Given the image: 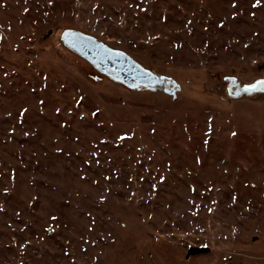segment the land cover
<instances>
[{
    "label": "rangeland",
    "instance_id": "obj_1",
    "mask_svg": "<svg viewBox=\"0 0 264 264\" xmlns=\"http://www.w3.org/2000/svg\"><path fill=\"white\" fill-rule=\"evenodd\" d=\"M0 0V264H264V0ZM72 29L180 87L131 91ZM203 250L188 255V252Z\"/></svg>",
    "mask_w": 264,
    "mask_h": 264
},
{
    "label": "water",
    "instance_id": "obj_2",
    "mask_svg": "<svg viewBox=\"0 0 264 264\" xmlns=\"http://www.w3.org/2000/svg\"><path fill=\"white\" fill-rule=\"evenodd\" d=\"M60 41L66 49L86 60L98 73L128 90L151 92L162 90L173 99L180 90L172 78L156 75L124 51L110 48L90 35L65 29L60 35ZM243 89L237 86L235 80H231L227 88L228 95L236 99L263 90L259 86L249 91Z\"/></svg>",
    "mask_w": 264,
    "mask_h": 264
},
{
    "label": "snow or ice",
    "instance_id": "obj_3",
    "mask_svg": "<svg viewBox=\"0 0 264 264\" xmlns=\"http://www.w3.org/2000/svg\"><path fill=\"white\" fill-rule=\"evenodd\" d=\"M259 2H260V0H257V4H254L253 7H256L259 4ZM68 35H70V34H68ZM257 86H259L261 89H264V80H259V81H256L252 85L245 86L243 90L249 91V90L257 88Z\"/></svg>",
    "mask_w": 264,
    "mask_h": 264
},
{
    "label": "trees",
    "instance_id": "obj_4",
    "mask_svg": "<svg viewBox=\"0 0 264 264\" xmlns=\"http://www.w3.org/2000/svg\"><path fill=\"white\" fill-rule=\"evenodd\" d=\"M203 252V250H195V252H188V255H190L191 253H193V254H200V253H202Z\"/></svg>",
    "mask_w": 264,
    "mask_h": 264
},
{
    "label": "flooded vegetation",
    "instance_id": "obj_5",
    "mask_svg": "<svg viewBox=\"0 0 264 264\" xmlns=\"http://www.w3.org/2000/svg\"><path fill=\"white\" fill-rule=\"evenodd\" d=\"M257 91H261V92H264V89H263V90H257Z\"/></svg>",
    "mask_w": 264,
    "mask_h": 264
}]
</instances>
